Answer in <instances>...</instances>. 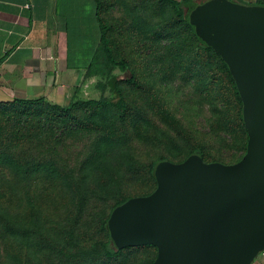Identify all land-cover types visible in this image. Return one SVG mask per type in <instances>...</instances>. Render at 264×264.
I'll list each match as a JSON object with an SVG mask.
<instances>
[{"label":"rangeland","instance_id":"1","mask_svg":"<svg viewBox=\"0 0 264 264\" xmlns=\"http://www.w3.org/2000/svg\"><path fill=\"white\" fill-rule=\"evenodd\" d=\"M101 1L107 9L102 11V16L110 29L114 56L117 60L125 59L130 65L125 73L117 71L129 111L123 114L114 109L81 105L76 111L66 112L55 109L57 104L48 102L14 105L12 101L0 100V104H6L0 105V115L34 111L52 125H61V129L70 132L66 137L68 144L78 145L80 149L73 166L63 162L58 168L66 172L81 171L83 163L94 157L96 163L90 170L100 169L102 176H115L111 186L119 181L116 191L125 196L152 192L156 184L147 173L150 164L160 158L179 163L200 147L202 141L210 143L209 149L217 153L230 147L237 153L235 158H240L245 134L234 121L227 79L222 78L221 85L215 83L213 71L219 67L218 60L197 50L193 33L179 21L170 6L160 0ZM196 1L202 4L208 0ZM242 1L245 5L264 2ZM132 78L138 85L125 83ZM94 81L90 93L98 100L106 95L97 87L99 79ZM206 119L216 120L218 130L224 131L220 133L221 140L208 141L204 133H199ZM227 129L233 130V139L225 140ZM97 187L91 183L85 193L83 210L87 214L82 224L86 229L89 225L85 224L94 225L89 215L100 213L105 218L116 200L117 194H113L101 206L100 201L105 196H94ZM89 232L92 233V228ZM65 246L67 244H62ZM3 253L5 264H60L54 262L51 254L37 255L33 251L22 254L19 249H7V246ZM14 253L17 257L12 259L9 255ZM156 256L157 250L153 247H132L123 254L121 264H151ZM253 264H264V253Z\"/></svg>","mask_w":264,"mask_h":264},{"label":"water","instance_id":"2","mask_svg":"<svg viewBox=\"0 0 264 264\" xmlns=\"http://www.w3.org/2000/svg\"><path fill=\"white\" fill-rule=\"evenodd\" d=\"M190 23L236 82L246 153L229 165L159 162L156 190L117 207L108 232L118 250L154 246L153 264H253L264 253V6L208 0Z\"/></svg>","mask_w":264,"mask_h":264},{"label":"trees","instance_id":"3","mask_svg":"<svg viewBox=\"0 0 264 264\" xmlns=\"http://www.w3.org/2000/svg\"><path fill=\"white\" fill-rule=\"evenodd\" d=\"M232 1L244 4L242 0ZM96 2L100 44L87 68L86 79H99L97 87L106 96L98 100L73 102L65 106L57 105L55 109L73 112L81 105H85L95 109H114L124 114L129 111L130 106L123 95L117 71L125 73L130 69V65L125 59L115 58L109 40L110 29L102 16L103 3L101 0ZM160 2L170 6L179 21L193 33L197 50L203 51L207 56H214L218 60L219 67L213 71L215 83L217 85L220 84L219 81L222 82V78L227 79L230 105H234V121L245 134L243 154L238 159L235 158L237 153H234L230 147L217 153L212 151V148L209 149L210 143L204 141L201 142L200 147L192 150L186 159L198 154L207 163L235 164L243 158L248 145V133L243 120V102L227 64L196 35L195 27L190 23V13L200 3L196 0H160ZM254 5L264 6V2L259 1ZM125 83L138 85L135 78ZM12 102L14 105L46 103L44 99ZM217 125L216 120L211 122L206 119L205 126L200 127L198 131L200 134L204 133L208 141L221 140V134L224 131L222 129L219 131ZM68 133L70 132L64 128L61 129V125H52L34 111L0 115V264L6 263L3 255V249L6 246L7 249L17 248L22 254H28L29 251L37 255L51 254L54 262H60V264L62 262L63 264H121L123 254L130 249H116L107 225L117 207L132 198L141 196L120 195V192L116 191L119 181L116 180L111 186L112 178H116L115 176H102L99 174L100 169L90 170L96 163L94 157L88 158L83 163L84 169L81 171L66 172L59 169L63 162L73 166L80 149L78 145L68 144L66 141ZM224 138L225 140L233 139V130L227 129ZM101 144L102 142L97 146L100 147ZM208 157L213 159L208 160ZM162 161L169 160L160 158L148 167L147 173L156 187L152 192L142 196L151 195L156 190L154 170ZM91 183H94L95 187L98 186L94 196L100 198H103L102 195L105 196L100 201V205L103 201L106 202L108 196L117 195L105 218L100 213L96 216H88L90 221H94V225L85 224L89 225L86 229L83 227L82 219L87 211H84L83 207H85L87 186ZM80 224H82L81 227ZM91 228L92 233L89 232ZM62 244H67V247H62ZM146 247L155 248L154 246ZM15 254L9 256L13 259L17 257Z\"/></svg>","mask_w":264,"mask_h":264},{"label":"crops","instance_id":"4","mask_svg":"<svg viewBox=\"0 0 264 264\" xmlns=\"http://www.w3.org/2000/svg\"><path fill=\"white\" fill-rule=\"evenodd\" d=\"M97 8L96 0H0V100H96V78L86 74L100 44Z\"/></svg>","mask_w":264,"mask_h":264}]
</instances>
